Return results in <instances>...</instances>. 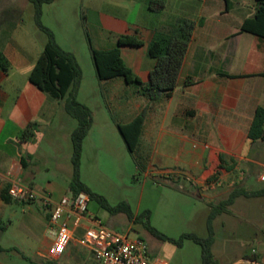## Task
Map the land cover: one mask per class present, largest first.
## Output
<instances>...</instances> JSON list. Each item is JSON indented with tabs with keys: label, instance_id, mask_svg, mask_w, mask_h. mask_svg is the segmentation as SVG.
Masks as SVG:
<instances>
[{
	"label": "crops",
	"instance_id": "crops-1",
	"mask_svg": "<svg viewBox=\"0 0 264 264\" xmlns=\"http://www.w3.org/2000/svg\"><path fill=\"white\" fill-rule=\"evenodd\" d=\"M139 1V20L98 12V23L106 33L101 40L106 45L97 49L114 48L122 35L140 39L143 45L122 46L121 53L143 83L149 82L156 64L147 53L154 30L171 27L178 19L196 22L178 86L171 96L151 100L122 78L104 82L108 87L106 105L122 113L119 123L128 124L145 111L137 148L142 165L147 170L158 169L160 174L170 172V181L162 175L165 184L213 207L235 190L263 192L250 179L264 182V174L257 173L264 162L252 155L264 141L253 142L248 135L256 110L264 108V39L239 33L243 21L255 10L232 18L229 0H163L165 8L160 12L149 9L150 0ZM6 7L0 3V14ZM6 22L0 15V26ZM0 50L11 63L7 73L0 70V253L3 235L16 223L21 236L36 249L33 253L41 258L34 259L23 251L24 259L32 264H49L46 254L52 240L47 212L38 203L6 202L1 191L7 185L22 184L49 194L54 201L71 196L73 146L69 140L78 122L66 112L64 101L50 98L30 82L29 75L41 53L32 59L1 41ZM84 105L92 112L93 124L84 140L81 160L87 141L93 146L92 134L97 133V113ZM33 122L39 125L36 137L22 141L24 130ZM107 129L100 132L113 134ZM123 141L119 145H126ZM90 225L83 222L75 230L63 256L89 257L97 264L76 241ZM0 264L8 263L0 258Z\"/></svg>",
	"mask_w": 264,
	"mask_h": 264
},
{
	"label": "rangeland",
	"instance_id": "rangeland-1",
	"mask_svg": "<svg viewBox=\"0 0 264 264\" xmlns=\"http://www.w3.org/2000/svg\"><path fill=\"white\" fill-rule=\"evenodd\" d=\"M229 1L232 18L250 15L255 10V0ZM0 3L7 4L0 15L9 21L0 26L2 45L36 59L48 36L36 24L34 5L28 0H0ZM140 8L139 0H55L42 6V24L52 31L64 51L76 57L81 68L77 99L97 113L94 127L97 133L92 134L95 144L90 146L87 141L80 171L81 181L95 195L87 194L88 213L118 235L144 239L153 259L168 264H206L203 247L192 236L201 239L210 236L208 221L213 206L171 188L158 169L147 170L142 164L139 167L126 145H119L123 138L117 124L122 113L106 105L108 87L96 74L90 41L95 48L106 45L101 40L106 33L98 23V12L127 15L134 21L140 19ZM105 128L112 129L113 134L101 133ZM69 144L72 145V139ZM260 144L252 155L264 162V143ZM257 173L264 174V168H258ZM250 180L258 189H264V182L256 177ZM17 228L15 223L3 235L0 258L8 264H32L24 259L26 251L34 259H41ZM213 230L212 263L264 264V197H238L213 220ZM46 260L51 264H95L89 257L82 260L77 256Z\"/></svg>",
	"mask_w": 264,
	"mask_h": 264
},
{
	"label": "trees",
	"instance_id": "trees-1",
	"mask_svg": "<svg viewBox=\"0 0 264 264\" xmlns=\"http://www.w3.org/2000/svg\"><path fill=\"white\" fill-rule=\"evenodd\" d=\"M35 7L36 24L41 31L47 34L48 41L38 57L30 75V82L39 90L56 101H64L66 112L77 120L78 126L72 133V166L73 176L69 185L73 195L80 193L88 194L90 197L95 195L81 181V159L83 153V142L88 135L92 124L93 115L91 110L77 99L82 72L76 57L64 51L56 42L54 34L41 22L42 6L51 4L55 0H28ZM165 8L163 0H150L149 9L160 12ZM196 22L188 19H178L176 23L167 28L156 29L148 43V56L156 61L150 73L148 83H143L126 65L123 60L121 47L125 45L141 46L143 42L135 36L122 35L118 37L117 45L108 50L95 48L91 41V52L96 69L97 77L100 81H110L122 78L127 84L138 87L139 94L151 100L160 97H169L177 88L179 76L183 67ZM239 33H248L264 39V0H255V14L246 18L240 28ZM11 63L0 50V70L7 73ZM145 122V111L135 117L128 124L118 123V130L123 137L128 150L135 155L139 167L142 166V158L137 153L141 133ZM39 125L36 122L30 123L24 130L21 140L29 142L36 137ZM249 139L253 142L264 141V108L256 110L253 122L249 130ZM23 166L26 164L23 162ZM10 185L1 191V197L6 202L13 200L9 195ZM264 195L263 192L252 193L243 189L235 190L229 198L212 209V214L208 221L210 236L201 239L195 236L192 238L203 247L204 262L212 263L211 246L214 241L213 220L232 206L240 196L256 197ZM127 210V209H126ZM129 218H132L129 212ZM51 264V262H49Z\"/></svg>",
	"mask_w": 264,
	"mask_h": 264
},
{
	"label": "built area",
	"instance_id": "built-area-1",
	"mask_svg": "<svg viewBox=\"0 0 264 264\" xmlns=\"http://www.w3.org/2000/svg\"><path fill=\"white\" fill-rule=\"evenodd\" d=\"M163 175L166 181L172 178L170 172H164ZM8 193L17 202L38 203L47 212L48 234L52 240L46 254L49 260L60 259L74 240L75 230L83 222H89L91 225L86 227L83 236L76 241L92 254L97 264H168L166 261H153L148 243L141 237L118 235L100 219L90 215L89 197L85 193L72 194L54 201L49 194H40L22 184H15Z\"/></svg>",
	"mask_w": 264,
	"mask_h": 264
}]
</instances>
